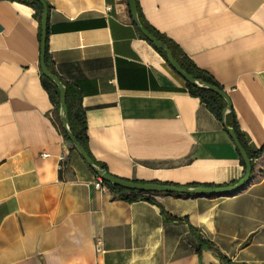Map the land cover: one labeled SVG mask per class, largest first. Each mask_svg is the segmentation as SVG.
<instances>
[{
	"label": "crops",
	"instance_id": "obj_1",
	"mask_svg": "<svg viewBox=\"0 0 264 264\" xmlns=\"http://www.w3.org/2000/svg\"><path fill=\"white\" fill-rule=\"evenodd\" d=\"M44 1L49 64L80 95L88 152L110 175L233 186L245 166L225 125L252 171L236 191L156 203L97 189L54 123L35 8L0 0V264H264V0H136L142 25L227 94L226 114L189 93L128 0Z\"/></svg>",
	"mask_w": 264,
	"mask_h": 264
},
{
	"label": "water",
	"instance_id": "obj_2",
	"mask_svg": "<svg viewBox=\"0 0 264 264\" xmlns=\"http://www.w3.org/2000/svg\"><path fill=\"white\" fill-rule=\"evenodd\" d=\"M36 1L39 2L42 7L41 18H40V27H41L40 55H39L40 72L43 75V77L48 79L57 87L59 93V117H60L62 129L65 132L68 140L72 144L75 151L81 156V158L85 161L88 167L99 177L101 181H104L113 186L120 187L123 189L132 190L141 193H151V194H156V193L213 194V193L233 192L238 190L247 182L252 171L250 160L245 150L241 146L235 134L234 129L227 125H225V128L229 133L236 149L238 150L245 166L244 177L237 184L233 186L225 187V188H216V189H205V188H192V187H175V186H168V185L155 184V183H136L114 177L110 175L104 168H100L93 161V159L87 154L85 149L76 140V138L74 137L73 133L70 130L69 120H68V108L65 100L66 87L64 83L58 78V76H56L48 69L45 63V41H46V24H47V16H48V6L44 0H36ZM128 3H129L131 18L134 24L136 25V27L138 28V30L140 31V33L143 35V37L149 43H151V45L155 49L162 50L165 52L168 64L179 75V77L182 80H184L186 83H188L189 85L195 88L208 89L219 95L221 98H223L226 102V107L224 108L223 112L224 114H226L230 110V100L227 94L218 87L212 86L207 83H203L188 75L180 67L178 62L174 59L172 51L170 50L168 45L163 41L157 39L142 25L138 16L136 0H128Z\"/></svg>",
	"mask_w": 264,
	"mask_h": 264
},
{
	"label": "trees",
	"instance_id": "obj_3",
	"mask_svg": "<svg viewBox=\"0 0 264 264\" xmlns=\"http://www.w3.org/2000/svg\"><path fill=\"white\" fill-rule=\"evenodd\" d=\"M30 5H32L35 8V14L36 17L40 23V18H41V12H42V7L39 2L36 0H24ZM137 6V11L138 10V4L136 2ZM144 27L152 34L154 35L157 39L163 41L168 45L170 50L172 51V54L174 56V59L178 62L180 67L191 77L203 82L210 84L212 86L218 87L217 83L207 74H205L203 71H201L199 68H197L186 56H184L175 46L170 44L168 41L164 40L161 38L154 30H152L149 26L144 25ZM41 34V30H40ZM146 40V39H145ZM147 41V40H146ZM148 42V41H147ZM149 43V42H148ZM151 45V43H149ZM152 46V45H151ZM153 47V46H152ZM154 48V47H153ZM155 49V48H154ZM160 55L164 58V60L167 62L165 52L162 50L155 49ZM45 63L48 69L54 73L51 69V66L49 64V57H48V46H47V38L45 41ZM169 65V64H168ZM170 66V65H169ZM171 68V66H170ZM172 69V68H171ZM173 70V69H172ZM174 71V70H173ZM175 72V71H174ZM176 73V72H175ZM177 74V73H176ZM178 75V74H177ZM179 76V75H178ZM40 77H41V83L43 88L46 90V92L49 95V98L54 106L53 109V114L55 116L54 123L56 124L57 129L59 132L63 135L64 139L70 143L68 140L65 132L62 129L61 126V121L59 117V93L57 90V87L50 82L48 79L43 77V75L40 72ZM185 85L189 91V93L195 97H199L201 100L207 103L210 108L214 109L217 114H221L222 109L226 106V102L223 98H221L219 95L216 93L205 89V88H195L188 83L185 82ZM66 87V105L68 108V120H69V126L70 130L73 133L74 137L76 140L82 145V147L85 149L87 154L91 157L90 153L88 152L87 149V130H86V122H85V116H84V111L81 106V97L78 94L77 91L72 89L71 87L65 85ZM71 144V143H70ZM72 145V144H71ZM264 151L262 149L260 153ZM92 158V157H91ZM94 161V160H93ZM95 162V161H94ZM100 168H104L102 165L98 164L95 162ZM242 164L244 165L243 161ZM104 182V181H103ZM112 191H114L122 200L126 201H135L140 198L145 199L147 201H151L156 203L154 198L152 197L151 193H141V192H136L132 190H127L123 189L120 187L113 186L109 183L104 182Z\"/></svg>",
	"mask_w": 264,
	"mask_h": 264
},
{
	"label": "built area",
	"instance_id": "obj_4",
	"mask_svg": "<svg viewBox=\"0 0 264 264\" xmlns=\"http://www.w3.org/2000/svg\"><path fill=\"white\" fill-rule=\"evenodd\" d=\"M109 10V7H106V11ZM60 160L63 159V156H60L59 157ZM94 186L97 188V189H101L102 188V181L98 178V180L94 183ZM96 251L97 252H102V249L96 245Z\"/></svg>",
	"mask_w": 264,
	"mask_h": 264
}]
</instances>
